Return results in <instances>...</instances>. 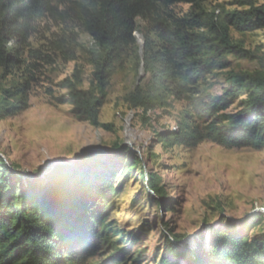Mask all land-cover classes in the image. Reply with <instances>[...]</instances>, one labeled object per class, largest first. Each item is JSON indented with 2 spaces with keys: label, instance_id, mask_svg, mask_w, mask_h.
Wrapping results in <instances>:
<instances>
[{
  "label": "trees",
  "instance_id": "obj_1",
  "mask_svg": "<svg viewBox=\"0 0 264 264\" xmlns=\"http://www.w3.org/2000/svg\"><path fill=\"white\" fill-rule=\"evenodd\" d=\"M179 4L190 5L191 10L178 16L174 7ZM242 5L249 8L212 20L200 0H0V68L12 73L32 61L26 67L37 71L39 61L56 65L53 55L65 64L77 61L81 50L94 67L91 87L80 88L76 75L75 82L66 81L67 92L56 104L69 106L76 121L108 130L110 126L100 122V113L116 69L131 58L140 61L135 34L141 19L147 30L146 77L124 98L130 108L149 112L165 107L172 98L183 100L190 115L203 126L191 134L183 132L177 138L179 145L195 147L209 141L227 149L261 150L264 56H255L234 43L230 30L243 33L264 28V6L256 7L250 0ZM47 18L72 29L73 38L67 33L59 36L47 52L30 49L31 38ZM80 33L89 35L97 48L91 51L79 44ZM227 56L254 60L258 69L229 73L219 97L201 90L208 75L227 65L222 64ZM27 71L13 101L0 103V121L27 108L28 93L36 80L33 70ZM244 91L248 97L240 111L222 114ZM98 155L85 154L75 167L57 166L44 189L38 182L24 187L18 167L0 157V264H85L98 252L108 232L103 216L110 208L107 199L113 193V175L85 179L78 174L80 167ZM136 162L142 160L129 158L126 167ZM148 182L151 193L167 202L160 178L152 174ZM225 223L224 229L214 231L211 247L204 253L182 252V237L169 231L160 264H180L182 260L185 264H264V232L251 236L246 232L248 222L240 226L230 220ZM136 239L129 238V245L115 250L103 264H125V253Z\"/></svg>",
  "mask_w": 264,
  "mask_h": 264
},
{
  "label": "rangeland",
  "instance_id": "obj_2",
  "mask_svg": "<svg viewBox=\"0 0 264 264\" xmlns=\"http://www.w3.org/2000/svg\"><path fill=\"white\" fill-rule=\"evenodd\" d=\"M244 1L200 0V6L209 19L221 20L225 13L247 10L249 7L242 5ZM250 1L256 7L264 6V0ZM190 10L188 4L174 7L178 16ZM137 23L139 31L135 35H141L146 42L145 23L141 19ZM66 33L73 38L72 29L47 18L31 38L30 49L47 52ZM230 35L245 50L264 56V28L243 33L231 29ZM79 44L91 51L97 48L84 33H80ZM78 52L77 61L68 64L55 55L54 66L39 61L37 71L26 67L32 61L12 73L0 68V103L5 99L13 101L12 95L28 76L27 69L33 70L36 78L28 93L27 108L0 121V157L18 167L24 187L38 182L44 189L47 177L57 167L55 161L77 166L85 154L100 153L78 169L85 179L112 174L114 180L113 193L107 199L110 208L103 216L108 232L102 247L85 264H103L115 250L125 249L129 238L135 236L136 244L125 253V264H160L169 231L182 237V252L201 253L211 247L214 231L225 228V220L237 226L248 222L246 232L251 236L264 232V148L227 149L209 141L195 147L179 145L177 138L183 132L191 134L203 126L190 115L185 101L172 98L165 107L149 112L132 109L124 101L140 82L144 64L141 56L138 62L134 58L127 60L110 80L100 113V122L110 128L76 121L70 107L58 106L56 100L66 94V81L75 82L76 75L80 88L91 87L94 67L81 50ZM223 63L227 65L208 75L201 90L219 97L229 73L258 69L256 61L235 56H227ZM247 97L244 91L222 114L240 111ZM129 158L142 162L127 168ZM152 174L160 178L167 196L165 203L150 191L148 178Z\"/></svg>",
  "mask_w": 264,
  "mask_h": 264
},
{
  "label": "water",
  "instance_id": "obj_3",
  "mask_svg": "<svg viewBox=\"0 0 264 264\" xmlns=\"http://www.w3.org/2000/svg\"><path fill=\"white\" fill-rule=\"evenodd\" d=\"M135 37H136L137 43L140 45V56H141V58H143L144 47H145L144 39H143V37L141 35H135ZM144 77H145V70H144V64H142L140 80L143 79ZM4 160L6 161V159H4ZM53 164H55L57 166H59V165H66V166H72V167L76 166V165H70L68 163H63V162H59V161H55Z\"/></svg>",
  "mask_w": 264,
  "mask_h": 264
},
{
  "label": "bare ground",
  "instance_id": "obj_4",
  "mask_svg": "<svg viewBox=\"0 0 264 264\" xmlns=\"http://www.w3.org/2000/svg\"><path fill=\"white\" fill-rule=\"evenodd\" d=\"M129 122V121H128ZM131 132H130V130H129V134H130Z\"/></svg>",
  "mask_w": 264,
  "mask_h": 264
}]
</instances>
